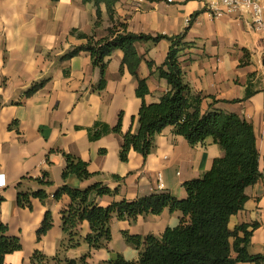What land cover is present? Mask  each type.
I'll use <instances>...</instances> for the list:
<instances>
[{"label": "crops", "instance_id": "1", "mask_svg": "<svg viewBox=\"0 0 264 264\" xmlns=\"http://www.w3.org/2000/svg\"><path fill=\"white\" fill-rule=\"evenodd\" d=\"M115 9V19L126 23L129 32L135 34L175 37L186 32L184 42L193 47L180 58L185 82L194 92L220 101L215 108L237 114L253 125L259 169L264 173V36L236 17L213 18L197 1L167 4L158 0H119ZM101 11L102 25L95 28L97 9L83 0H0V181L6 183L0 188V223L8 228V236L18 237L22 244V250L7 255L4 264H30L36 251L51 258L59 254L64 239L62 212L71 199L64 195L57 200L54 195L65 184L77 189L97 182L112 190L121 186L118 195L98 199L101 207L162 191L184 200V183L200 179L224 155L211 141L206 146L192 147L171 127L157 138L156 148L146 160L131 151L129 160L122 162L123 139L119 135L89 140L88 129L96 122L114 128L120 116L124 134L137 131L142 106L136 92L137 80L126 67L121 72L122 51H115L110 58L103 91L95 90L101 72L89 53L61 59L85 44L71 36V31L95 33L97 39L108 35L111 22L105 5ZM196 13L199 15L187 24ZM169 48L167 40L136 44L142 57L138 74L147 79L150 90L147 104L158 103L169 91L167 81L154 74L156 67L165 62ZM150 61L155 63L152 70L147 65ZM243 61L247 64L241 65ZM43 81L41 90L26 95ZM248 88L256 93L244 100ZM238 100L244 101L232 103ZM204 107H208L207 102ZM64 153L86 162L89 172L99 176L82 181L72 175L64 181ZM45 172L53 182L46 189L47 202L33 199L31 209L20 207L19 184L24 178H41ZM112 176L122 178L123 183ZM23 185L28 188L27 183ZM245 193L248 199L243 209L231 217L229 228L247 225L252 231L249 253L264 255V177ZM48 210L53 227L39 241L37 231ZM182 216L181 212L166 209L158 216H140L134 223L113 220L112 241L107 249L95 250L83 242L76 249H61L60 256H87L89 264H104L119 256L136 261L139 251L127 243L124 232L132 236L153 235L161 240L168 228L180 224ZM79 232L84 239L91 232L89 223L83 222Z\"/></svg>", "mask_w": 264, "mask_h": 264}, {"label": "trees", "instance_id": "2", "mask_svg": "<svg viewBox=\"0 0 264 264\" xmlns=\"http://www.w3.org/2000/svg\"><path fill=\"white\" fill-rule=\"evenodd\" d=\"M118 2L119 0H83L84 4H91L97 9L95 28L100 27L103 22L102 5L106 6L111 27L108 29V35L100 39H97L95 33L71 31V36L85 41V44L73 48L61 59L70 60L82 52L89 53L93 65L101 72V79L95 90L103 91L107 86L105 75L110 58L115 51H122L124 59L121 72H124L126 67L137 80V97L142 100L138 129L124 134L120 116L119 123L114 128L103 122H96L88 129L89 140L94 142L109 134L119 135L123 139L120 151L122 162L129 160L131 151L139 153L146 160L155 150L157 138L171 127L175 135L185 138L192 147L206 146L211 141L220 147L224 155L216 159L212 169L200 179L184 183L187 191V198L184 200H178L170 192L162 191L139 197L134 201L122 200L108 207H101L98 199L118 195L121 186L112 190L103 182H97L86 189L63 185L54 198L58 200L67 195L71 204L62 212L64 239L59 245V254L51 258L36 251L30 264H89L87 256L80 259H63L60 250L76 249L83 242L95 250L107 249L112 241L113 220L134 223L140 216H158L166 209L182 213L181 222L176 228H168L161 240L153 235L132 236L124 232L127 243L134 244L139 251L138 260L127 261L119 256L116 260L104 264H264V255H251L248 251L252 237L249 227L241 225L234 230L229 228L231 217L243 209L248 199L246 189L264 177V173L259 169L260 154L253 125L237 114L215 108L220 101L194 92L185 82L180 58L186 49L193 47L184 42L186 32L175 37H154L129 32L126 23L115 19ZM198 15L199 13L194 14L191 22ZM162 40H167L170 48L165 62L156 67L154 74L167 81L169 91L158 103L147 104L145 99L150 90L147 79H141L138 74L142 57L137 52L136 44H156ZM246 64L247 62L243 61L241 65ZM147 65L152 70L155 63L150 61ZM252 77L254 76H250L251 79ZM44 86L45 81L36 84L26 95L31 96ZM255 93L256 91L248 88L244 100ZM206 102L207 108L204 107ZM64 157V181L72 175L82 181L99 176L90 173L88 164L81 159L66 153ZM111 179L123 183V179L118 176H112ZM23 183H27L28 188H24ZM52 185L47 172L43 173L41 178H24L18 186V205L31 209L33 199L45 204L49 199L46 189ZM32 186H37V189ZM83 222H88L91 229L84 239L79 232ZM52 227L53 217L48 210L37 231V239L40 241ZM255 228L256 226L253 227ZM0 231V264H4L7 255L22 250V244L18 237L8 236V228L1 223Z\"/></svg>", "mask_w": 264, "mask_h": 264}, {"label": "built area", "instance_id": "3", "mask_svg": "<svg viewBox=\"0 0 264 264\" xmlns=\"http://www.w3.org/2000/svg\"><path fill=\"white\" fill-rule=\"evenodd\" d=\"M167 4H179L197 1L204 5L213 18L236 17L250 25L252 30L264 36V0H158ZM191 19L187 20V24ZM161 177V176H159ZM0 181V188L5 187Z\"/></svg>", "mask_w": 264, "mask_h": 264}]
</instances>
